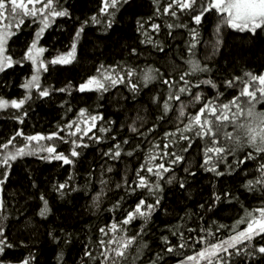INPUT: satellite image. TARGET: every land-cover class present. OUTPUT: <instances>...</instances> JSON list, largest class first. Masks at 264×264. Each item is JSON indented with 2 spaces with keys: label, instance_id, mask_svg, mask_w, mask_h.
Here are the masks:
<instances>
[{
  "label": "snow or ice",
  "instance_id": "1",
  "mask_svg": "<svg viewBox=\"0 0 264 264\" xmlns=\"http://www.w3.org/2000/svg\"><path fill=\"white\" fill-rule=\"evenodd\" d=\"M67 2L0 0V74L6 75L9 69L24 68L26 64L31 73L20 85L25 90L22 98L9 100L0 96V111L14 110L11 118L23 125L28 116L25 105L32 101L34 91L37 99L51 98L55 93L72 97L74 90L95 93L98 99H103L106 93L123 86L133 101L140 102L142 96L146 97L144 103L153 110L154 119L142 131L145 117L138 112L127 124L131 136L125 138L120 135L125 125L117 128V121L105 119L97 104L91 109L80 108L74 118L62 120L51 132L26 134L19 128L7 138H0V264H11L9 251L20 247L10 234L11 213L4 195L13 177L14 164H22L25 157H36L46 163L56 161L61 166H71L73 173L64 182L52 185L53 191L61 200L71 193L89 195L95 188L94 181L98 182L100 189L90 198L91 207L99 209L111 180L104 178L105 165L141 155L143 162L131 182L127 175L122 178L123 183L113 181L115 188H122L125 195L106 209L111 213L110 220L97 227L95 237L89 228L88 238L77 254L79 259L73 264H167L166 258L176 256H180L177 264H257L258 260H264V72L224 74L222 69H213L207 63L220 54L225 30L245 34L249 40L264 41V0H152V15L137 16L135 20L138 46L143 47L130 48L129 59L99 63L95 74L75 88L71 82L59 88L45 87L41 77L50 67L55 71L57 65L77 61L78 45L86 35V27L98 25L107 34L118 23L121 10L135 13L138 8L137 0H96L97 13L80 23L67 49L50 52L41 42L57 18L71 19L70 8L64 6ZM209 18L214 20V27L211 38L205 41L201 29ZM25 28L29 31L22 37ZM181 35L187 36L183 47L174 46L176 37ZM17 44L18 50L13 47ZM201 45L205 50L211 47V54L206 51L202 59ZM145 53L162 54L164 58L171 54L176 59L169 63L180 67L176 63L179 60L183 70L175 75V68L166 73L151 64L141 66L137 61ZM205 90H215V94L206 97ZM229 91L231 95H225ZM190 106L199 107L193 114L186 111ZM148 107L143 111L147 112ZM61 108L66 116L72 112L69 100ZM165 125L169 126L167 130ZM109 142L104 150L103 144ZM144 144L148 145L146 152ZM62 145L67 147L58 151ZM193 145L201 157L195 170L188 159ZM92 146L99 149L103 163L99 165V174L95 169H87L81 185L77 183L76 165ZM178 171H183L185 177L178 180ZM106 172L112 173L113 167L107 166ZM197 172L210 173L212 181L221 177L243 179L238 188L224 187L218 192L213 183L212 196L198 205V213L186 212L179 218L183 224L169 227L167 234L162 232L150 242L148 225L156 212L164 210L162 200L167 187L176 182L179 189L187 191V180L194 179ZM31 187L39 192L37 214L46 220L51 214L49 200L34 180ZM239 188L252 193V199H259L260 205H250L251 210L244 207L236 195ZM126 197H132L133 204L125 208ZM224 204L233 208L239 205L236 215L241 210L243 215L231 225L215 221L209 225L217 207ZM193 216L196 218L192 219ZM137 220L142 221L140 228L130 229ZM189 220L192 226L188 225ZM49 235L57 245L62 243L69 250L80 243L68 229L59 235L55 232ZM63 248L56 257L57 264H67ZM36 259L29 252L17 264H36Z\"/></svg>",
  "mask_w": 264,
  "mask_h": 264
},
{
  "label": "trees",
  "instance_id": "2",
  "mask_svg": "<svg viewBox=\"0 0 264 264\" xmlns=\"http://www.w3.org/2000/svg\"><path fill=\"white\" fill-rule=\"evenodd\" d=\"M138 8L135 13H121L117 15L118 23L113 25V30L107 34L100 30V26L90 25L86 27V35L82 38L77 50V61L72 65H57L55 71L50 67L48 73H44L41 77L42 85L47 87L51 85L55 88L64 86L66 83L71 82L73 87H77L80 82H83L89 76L95 74V70L99 63H112L117 60L129 59V49L138 46L139 33L135 32V20L137 16L147 18L152 15L154 6L152 0H137ZM65 7H69L72 12L71 19L57 18L56 23L48 32L45 33V39L42 45L48 47L50 52L52 50L65 51L70 44L71 36L74 35L75 29L80 26V23L86 18L97 13L96 0H68ZM79 17V20L76 18ZM160 23V20H156ZM27 23V22H26ZM35 28L36 25H32ZM148 27V25H145ZM214 27V20L209 18L205 26L201 29L204 40L207 41L211 38V33ZM29 31L25 28L23 35ZM187 39L186 35L177 36L174 41V46L183 47V41ZM11 43V41H10ZM17 50L20 45H14ZM211 54V47L207 50L203 45L200 46L201 59L205 52ZM16 56L19 55L17 51ZM49 59L51 58L48 53L45 54ZM176 59L170 54L169 57L164 58L161 55L153 53L149 56L145 53L137 63L141 66L144 64H151L159 67L162 72H171L176 69L175 75L183 70L182 63L177 60L176 65L170 64L169 61ZM213 69L220 68L224 74L234 73L242 74L243 71H253L254 73L264 72V41L249 40L245 34H237L234 30H225L224 45L220 50V54L215 56L211 61L207 62ZM30 71L26 64L24 68L17 66L14 70L9 69L7 74H0V96L5 99H20L24 89L20 87L22 81L28 77L30 78ZM215 76V74H214ZM204 78V77H201ZM202 90L203 87H202ZM215 90H205L206 97H212ZM231 95V91L225 93ZM48 100L49 102H45ZM70 101L72 112L65 115L64 109L61 104L65 101ZM146 97L142 96L140 102L133 101L130 94L123 86L118 89H113L111 93H106L103 99H98L97 94L89 93L83 94L73 91L72 97H68L65 93H55L51 98L37 99L35 91L33 93L32 101H29L25 107L28 108V116L25 118L23 125H18L17 122L11 118L10 113L14 110L0 111V138H7L12 135L16 130L22 128L26 134H35L37 132L48 133L56 128V125L62 120L74 118V114L80 108H95L97 104L101 107L99 111L105 116V119L117 121L116 127L119 128L120 124L125 126L120 129V135L125 138H130L127 124L131 123L139 112L145 117V126L142 131H145L152 125L153 115L152 109L147 106L144 101ZM30 105V107H29ZM148 107V111H143V108ZM199 106H197L198 108ZM197 108L191 106L186 110L189 113H195ZM99 127V124H98ZM169 128L168 125L164 126V130ZM96 131L95 129L93 130ZM91 135V134H90ZM162 135V130H161ZM159 138V137H157ZM17 139H20L19 137ZM87 139V138H85ZM119 139V137H118ZM131 142V141H130ZM111 142L103 144V149L106 150ZM67 146L62 145L59 150H64ZM163 147V145H161ZM147 144L143 145V151L146 152ZM196 146L193 145L192 153L188 157L193 170L201 162V157L196 154ZM231 157L229 160L231 161ZM143 162V155L136 158H126L116 162H109L105 165L104 178L109 181L108 188L105 189L107 195L101 197V205L99 209L91 207V195L99 191L100 185L94 181L95 188L89 195L71 193L69 196L61 200L58 193L54 192L52 185L58 182H64L69 174L73 173V168L68 165L61 166V162L53 161L52 163L43 162L36 157H25L22 164L13 165V177L8 184L4 193L8 207L10 210V220L12 226L10 234L13 240L20 245V247L9 251V260L11 264H17L21 257H27L29 252L36 255V264H57L56 257L59 255L63 245H57L49 235L50 232H55L57 235L63 229L73 231L76 237L79 238L80 243H77L74 248L69 250L63 248L64 259L67 264H73L74 260H78L77 255L81 244L87 240L89 235V228L91 234L95 237L98 226H102L105 221L110 220L111 213L106 209L111 208L112 204L119 199L120 196L125 195L123 189H116L113 181L123 183V177L127 175L129 182L132 181L135 171L139 164ZM103 163L99 159V149L92 146L89 150L85 151L81 162L76 165L77 183L83 184V177L87 174L86 170L89 168L95 169L99 174V165ZM107 166L113 167L112 173H107ZM251 171V168H249ZM185 177L183 171L177 172V179ZM250 178V177H249ZM242 177L236 179L221 177L217 181H212L211 174L207 172H197L194 179L189 178L185 184L187 191L179 189L176 182L167 187L164 199L162 200L163 209L154 214L152 222L148 225L149 240H156L163 232L167 234V229L176 224H183L184 221L180 220L186 212L198 213V205L209 200L214 191L212 184H216L215 191H219L224 187L238 188L242 182ZM39 186L45 193L46 198L49 200L51 214L47 219L38 216V196L39 192L31 187V182ZM236 195L240 197V203L244 207L259 206L261 201L259 199H252V193L246 192L243 188L236 191ZM256 195H259L257 193ZM133 204L132 197H126L124 207ZM239 205L233 208L232 205L224 204L217 207L214 215L209 219V225L212 221L217 223H224L231 225L235 219L243 215V211H239V216L236 215ZM196 217L193 216L192 219ZM207 219V217H206ZM142 221H135L130 225V229L138 230ZM191 225V220L188 221ZM244 226L241 225V228ZM223 235V233H218ZM182 255V253H181ZM180 256L168 257L167 264H177ZM257 264H264V260H258Z\"/></svg>",
  "mask_w": 264,
  "mask_h": 264
}]
</instances>
